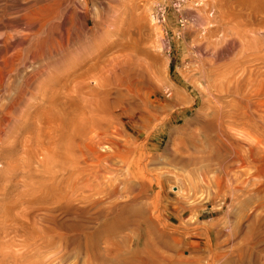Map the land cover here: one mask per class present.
Returning <instances> with one entry per match:
<instances>
[{
	"label": "rangeland",
	"instance_id": "rangeland-1",
	"mask_svg": "<svg viewBox=\"0 0 264 264\" xmlns=\"http://www.w3.org/2000/svg\"><path fill=\"white\" fill-rule=\"evenodd\" d=\"M21 1L97 68L0 72V264H264V0H213L169 54L140 0Z\"/></svg>",
	"mask_w": 264,
	"mask_h": 264
},
{
	"label": "bare ground",
	"instance_id": "bare-ground-1",
	"mask_svg": "<svg viewBox=\"0 0 264 264\" xmlns=\"http://www.w3.org/2000/svg\"><path fill=\"white\" fill-rule=\"evenodd\" d=\"M9 3L10 2H8V4ZM15 3L20 7L19 9L22 10L21 18L20 17L19 19L11 18L9 15L8 16L5 15L4 17V15H2L1 13L0 14V27L1 26L2 27L4 26L5 28H12V27L18 28L19 27V28H22L21 30H23L24 33L22 34L19 33L21 35L20 37H17L16 39L11 34L13 32L10 33L11 31L10 29H9L10 30L9 32L4 31V33L1 34L0 42L2 43V48H1L2 52L6 54L8 51H10L9 54L5 55L6 57H4V59L1 58L2 59V64L0 61L1 76L7 75L8 77L9 76L8 74L19 71L20 68L22 67L25 68L26 70L28 68H31V72L27 74V77L25 79L28 85V83H31L35 79H38L37 75L39 76L46 71L49 72L50 76L55 78L56 76H58L59 73H61V71H64L67 69H71V70L74 69L71 72L67 70L68 73L70 72L69 75L68 73L66 74V72L64 71L66 76L64 75V77L61 78L60 82L67 84L69 82H75V83L77 81L79 82L81 81V79L83 80V78L85 79V77H87L88 74H90L94 68H97V61L95 58H93L92 60H87L88 58L87 59L85 58L86 52L87 51L91 52L90 50L94 49L92 47L95 46V41L83 42L82 45L79 44L80 46L76 48L70 46L69 42L65 43L64 40L61 41L62 43L56 42V44H53L50 41V36L54 35L56 32V28L54 29V19L52 18L53 16H51V14L49 15L48 11L46 12L44 10L46 13L42 14L41 11L37 10V12L35 11L34 15H32L31 17L30 15L25 14L26 13L25 9L28 12L32 7L30 5H29L30 8L26 6L28 5V2H26V4L23 5V6H26L27 8L23 7L22 9H21V6L23 3L21 0H15ZM36 4L38 5V1ZM5 5H7V1ZM44 9H46V7ZM7 12L9 13V11ZM6 17H9V18H6ZM65 20L66 18L63 21L64 23H65ZM57 26H60V28L64 27L62 23L58 24ZM45 27L47 31L49 30L48 32H46ZM13 30H17V29H13ZM17 31H19V29ZM22 52L25 53V56H23ZM2 81H4V79ZM1 83L3 84V82ZM99 85L101 87L104 86V84H100V83ZM101 87H99V89ZM102 92L106 93V91H102ZM63 102L65 101L63 100Z\"/></svg>",
	"mask_w": 264,
	"mask_h": 264
},
{
	"label": "built area",
	"instance_id": "built-area-1",
	"mask_svg": "<svg viewBox=\"0 0 264 264\" xmlns=\"http://www.w3.org/2000/svg\"><path fill=\"white\" fill-rule=\"evenodd\" d=\"M148 11L152 25L159 27L174 22V29H162V43L166 52L171 53V39L181 37L183 31L188 27H196L199 33L203 34L207 28L205 22L202 25L198 24L202 21L203 16L207 19L214 15L213 0H140ZM207 23V24H206ZM170 36V37H169Z\"/></svg>",
	"mask_w": 264,
	"mask_h": 264
}]
</instances>
